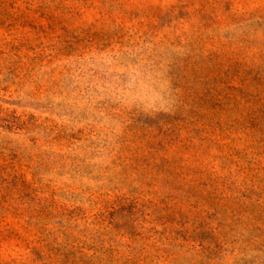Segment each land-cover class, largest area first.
<instances>
[{
	"label": "rangeland",
	"instance_id": "1",
	"mask_svg": "<svg viewBox=\"0 0 264 264\" xmlns=\"http://www.w3.org/2000/svg\"><path fill=\"white\" fill-rule=\"evenodd\" d=\"M0 264H264V0H0Z\"/></svg>",
	"mask_w": 264,
	"mask_h": 264
}]
</instances>
